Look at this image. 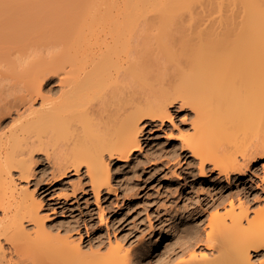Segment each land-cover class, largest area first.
I'll list each match as a JSON object with an SVG mask.
<instances>
[{
  "label": "bare ground",
  "instance_id": "obj_1",
  "mask_svg": "<svg viewBox=\"0 0 264 264\" xmlns=\"http://www.w3.org/2000/svg\"><path fill=\"white\" fill-rule=\"evenodd\" d=\"M70 4L0 0V264H150L156 249L166 255L154 264H257L251 251L258 255L264 248V205L249 216L246 192L236 204L234 194L213 188L207 202L215 211L208 214L204 238L183 207L165 218L169 229L159 221L148 245L127 246L116 235L84 244L79 221L65 217L56 224L50 218L38 193L45 181L34 166L36 152L42 153L51 168L48 187H63L68 173L84 168L102 220V192L116 191L110 159L130 160L142 148L144 127L173 122L170 107L177 101L194 111L191 132L179 135L198 160L199 177L207 175L206 163L227 182L259 163L264 0H85V29L81 21L72 31L62 20ZM148 15L154 20L142 35L137 20ZM152 32L154 44L148 41ZM65 56L68 61L58 62ZM153 56H184L175 62L182 74L177 87L151 74ZM55 78L58 86H50ZM8 118L14 120L8 124ZM244 130L252 139L241 145L237 137ZM230 143L241 146L220 152ZM71 187V197L86 192L81 182ZM63 195L57 197L70 198ZM225 202L230 208L219 213ZM197 241L209 252H190Z\"/></svg>",
  "mask_w": 264,
  "mask_h": 264
},
{
  "label": "rangeland",
  "instance_id": "obj_2",
  "mask_svg": "<svg viewBox=\"0 0 264 264\" xmlns=\"http://www.w3.org/2000/svg\"><path fill=\"white\" fill-rule=\"evenodd\" d=\"M85 6V0H71L70 7L62 19L65 23V27H67V24L72 25L70 26L72 28L70 30L72 31L73 28H77L76 23L79 26L85 21H82V19H85V17L86 19L88 18L86 16L87 11H85L84 14ZM83 15H85L84 18ZM130 18L132 19V17ZM152 20H154V17L151 19L150 15H148L147 17L144 16L139 18L137 22L138 25L140 23L139 27H146V29L148 27L149 29V23H152ZM81 21L82 23H80ZM38 24H41V26L43 25L42 23ZM83 26H86V22L81 25V28ZM83 29L85 28L83 27ZM146 29L142 31V35L146 33ZM147 32L149 33L148 30ZM66 34L69 35V32ZM152 34L153 32L150 34L151 36L149 35V37L152 38V40L148 39L150 42L155 39ZM71 38L69 36L68 39L71 40ZM154 43L155 40L153 41V44ZM149 45H151V43ZM59 58L57 57L58 62L61 61L65 63V60H67L66 56ZM152 58L154 59L151 74L156 75V73H158L162 80L166 81V85L177 87L178 84H180L179 82L182 74L179 73L180 71L176 68L175 62L184 60V56H176L172 60H167L160 56H153ZM56 79L57 78H55V82L53 81L54 83H50V86H58L59 79ZM55 95L56 94H54V97H56ZM179 103L180 102L177 101L170 107L173 122L166 121L167 126L155 122L143 128L140 137L142 148L136 151L130 160L123 162L110 159L112 178L116 186V191L110 194L102 192L99 201V204L103 207L104 218L102 220L99 216V206L96 204L92 193H88L89 186H87V177L84 173V168L78 173H68L67 177L63 180L65 184L63 187L57 184L53 187H48L45 183L47 178L49 179L51 176L50 165H48V161L42 153L36 152L35 159L37 163L34 166V173L38 176L41 174L45 181L38 193L39 196L44 197L43 206L47 213L50 214V218L54 219V223L59 224L57 222H63L61 221L62 218L71 219L74 223L79 221L78 230L82 233L84 244H87L89 241L96 242L100 239L106 241L108 236L114 239V235H116L122 240V243L127 246L139 244L148 245L151 236L157 237V228L161 225L159 221L162 220V222L168 224L165 230L169 229L171 227V219L165 220V218L174 215L176 208L183 207L192 212L191 218L197 220L195 223L199 226L198 233L204 238L206 233L205 230L209 228L207 225L208 214L215 211L213 207L208 206L209 203L207 202L209 196L216 192L213 191V188H223V195L228 192L234 194L232 198L236 204L238 202L237 198L240 197L242 200L244 198L242 197V192H246V194H248V205L251 208L249 216L254 214L253 210L263 206L264 159L252 165L242 174H232L228 182L225 177L220 176L219 178L217 172L211 171L210 163H206L205 170L207 175L203 177L198 176V160L193 157L188 149L181 146L179 135L180 131H182L181 133L191 132L190 122L194 118V111L187 105L179 107ZM13 116H15V114ZM15 118L17 117L15 116L14 119ZM14 119L8 118L7 123ZM247 130L244 131L247 133ZM239 131L241 132V130ZM246 133L241 138L237 137L240 139L241 145L250 143L248 141L252 139L249 136L250 134ZM169 134H171V136H169ZM252 134L253 133H251V135ZM254 139L256 138L253 137V140ZM252 141L251 145L255 143V141ZM226 145H221L223 149L220 147V152H227L229 148V151L233 149L235 152L237 150L235 146H241L233 143L232 146L234 145L236 148V150H234V147H231V143L228 146ZM78 182H81V185L86 188V192L78 190V195L76 197H71V185ZM32 184L33 180L31 179L29 185L33 186ZM248 186H251L249 191L241 189L242 187L245 188ZM63 193L68 194L70 198L66 201L63 198H58L60 195L64 196ZM58 194L60 195L58 196ZM48 203H50V205H47ZM58 203L61 204L58 205ZM51 205H55L54 207L56 208L51 209ZM62 206H65V208L60 211ZM227 208L229 209L230 205L225 202L223 208H220L219 213L223 214ZM152 223L155 226L154 228L150 226ZM84 224H87V226H84ZM86 227L89 228L88 234L85 232ZM78 230L76 229L74 232L76 233ZM174 235L175 234H172L171 238L166 241L163 239L159 243V245L161 244L160 247L169 244L172 238H174ZM171 244H173V242H171ZM192 251L198 254L199 252H209V249L204 246L202 241H197L194 248L190 249V252ZM157 254L158 250L156 249L152 259L153 264L161 258V254L164 256L166 255L161 252L158 254V257L160 256L158 258L156 256ZM183 256L187 257L186 255H182L180 259L183 258ZM251 257L255 263L259 264L260 261L264 260V248L259 250L258 255L251 251ZM177 260H179V258ZM147 262L148 259L145 260V263Z\"/></svg>",
  "mask_w": 264,
  "mask_h": 264
}]
</instances>
